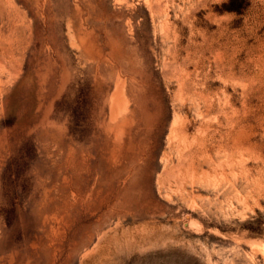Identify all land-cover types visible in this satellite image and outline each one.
I'll return each instance as SVG.
<instances>
[{"label":"rangeland","instance_id":"1","mask_svg":"<svg viewBox=\"0 0 264 264\" xmlns=\"http://www.w3.org/2000/svg\"><path fill=\"white\" fill-rule=\"evenodd\" d=\"M0 264H264V0H0Z\"/></svg>","mask_w":264,"mask_h":264},{"label":"bare ground","instance_id":"2","mask_svg":"<svg viewBox=\"0 0 264 264\" xmlns=\"http://www.w3.org/2000/svg\"><path fill=\"white\" fill-rule=\"evenodd\" d=\"M148 2V1H147ZM161 3V2H160ZM163 4V3H162ZM156 8V7H155ZM162 11V10H161ZM121 97V96H120ZM123 97V96H122ZM122 99V98H121ZM123 100H124V98H123ZM132 171V170H131ZM130 172V171H129ZM127 176V175H126ZM126 181V180H125ZM124 183V182H123ZM124 185V184H123Z\"/></svg>","mask_w":264,"mask_h":264}]
</instances>
